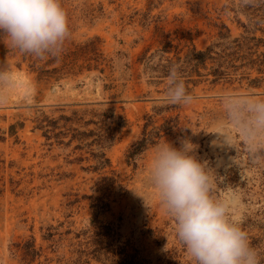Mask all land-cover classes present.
Returning <instances> with one entry per match:
<instances>
[{
  "label": "rangeland",
  "instance_id": "rangeland-1",
  "mask_svg": "<svg viewBox=\"0 0 264 264\" xmlns=\"http://www.w3.org/2000/svg\"><path fill=\"white\" fill-rule=\"evenodd\" d=\"M60 2L69 27L61 49L97 39L101 56L24 60L0 41V68L12 74L0 86V264H103L92 243L107 226L138 264H193L148 179L164 139L196 146L191 154L212 172L209 195L227 203L264 264V129L254 109L264 66H205L192 53L217 57L241 37L264 53V0ZM169 59L189 102L168 97L172 81L158 70Z\"/></svg>",
  "mask_w": 264,
  "mask_h": 264
},
{
  "label": "clouds",
  "instance_id": "clouds-1",
  "mask_svg": "<svg viewBox=\"0 0 264 264\" xmlns=\"http://www.w3.org/2000/svg\"><path fill=\"white\" fill-rule=\"evenodd\" d=\"M69 35L67 15L60 0H0V41L21 53L43 57L56 55ZM12 79L10 68H0V86ZM171 102L191 97L170 70ZM257 127L264 129V102L254 105ZM195 145L181 140L174 147L164 139L153 146L148 179L162 209L175 221V234L193 264H261L260 250L248 234L229 218L226 202L209 195L212 177L205 163L191 153ZM258 145L249 144L255 152Z\"/></svg>",
  "mask_w": 264,
  "mask_h": 264
},
{
  "label": "trees",
  "instance_id": "trees-1",
  "mask_svg": "<svg viewBox=\"0 0 264 264\" xmlns=\"http://www.w3.org/2000/svg\"><path fill=\"white\" fill-rule=\"evenodd\" d=\"M226 30L227 32L229 31V29L227 28ZM221 36H225V35L222 34ZM252 40H255V38L249 39L248 41L244 37L237 38L233 40L230 43V47L227 48L230 50L229 53H225V51L223 50L222 54L216 53L217 57L213 56L214 51L213 49H210V48L206 49L205 51H198V52H195V49H194L192 53H193L194 58L198 60L199 63L204 64L205 62V66H206L207 60H210L211 62L216 63L218 68L223 67L224 65H227V66L229 65L231 67H234V65H230V64L232 63L234 64L236 61H245L244 64L250 66L251 68H256L258 66L259 69L257 70L262 71L261 68L264 66V53L257 55L256 51L250 52L253 49V47L258 48L261 41H258V43H256L253 46L248 45L249 42H251ZM98 51L99 49L97 46V39H91L87 43H85L84 46L77 47L75 51H69L68 49L63 47L60 51V54L55 55L54 58L49 60L48 63L62 60L66 66L67 64L73 63L74 61H76L78 57H82V56L86 57L88 54L96 55L95 59L98 61L97 58L101 56V54H99ZM27 55L28 54L24 53V60H26ZM254 56L256 58L253 59ZM39 58H42V57H39ZM91 59L92 58H86L84 60L90 61ZM177 63L178 62H174L172 59H169L166 61V63L159 65L158 72L160 74L169 76L170 70L173 67H175V70L177 73L180 70L179 68L176 67ZM37 70H39L40 75H44L48 72V71H44L43 67H39ZM257 81L258 80L252 81L250 84L255 85ZM144 141L146 142V138ZM106 229L108 230L106 233L100 232L98 234L102 236V237L100 236L101 239L100 240L98 239V241L96 239L92 243V244H95L96 246V248L93 250L95 258L99 262H102L103 264H108V263L110 264H138L139 259L137 256H131V255L124 256V253L118 252V249L115 247V242L118 239L117 237H115L116 233L115 235L111 233L112 229L109 228V226H107ZM105 236L110 237L108 242L106 243L103 241V238ZM26 255L27 256L30 255V251L26 253Z\"/></svg>",
  "mask_w": 264,
  "mask_h": 264
}]
</instances>
